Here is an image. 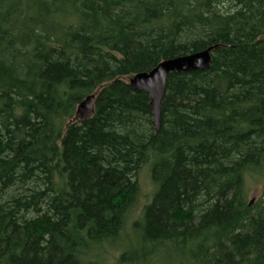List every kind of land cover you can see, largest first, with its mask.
Instances as JSON below:
<instances>
[{"label": "trees", "instance_id": "16d2710c", "mask_svg": "<svg viewBox=\"0 0 264 264\" xmlns=\"http://www.w3.org/2000/svg\"><path fill=\"white\" fill-rule=\"evenodd\" d=\"M212 46L209 69L169 75L156 130L128 78ZM152 159L137 264L164 248L264 264V194L246 198L264 175V0H0V264H94Z\"/></svg>", "mask_w": 264, "mask_h": 264}, {"label": "rangeland", "instance_id": "374dc122", "mask_svg": "<svg viewBox=\"0 0 264 264\" xmlns=\"http://www.w3.org/2000/svg\"><path fill=\"white\" fill-rule=\"evenodd\" d=\"M152 164L153 159L144 164L142 169L140 170L138 176L140 187L138 201L136 202V205L134 206L128 217L125 231L121 236V240H119V242L116 244L107 246L105 250H96L92 252V254L90 255V260H94V264H137L136 259H134L132 256L133 254L135 255L136 253H138V242L132 235V224L135 220L140 218L143 207L151 202L153 195L157 189L155 183L151 178ZM246 193L248 202L259 201L264 194V175H248L246 178ZM129 233L132 235V238H134L130 242L127 241V236L130 235ZM129 248L131 250V256H128L127 258L129 259V261H127V259L121 260V255L123 254V252L127 253V250ZM171 253L176 254V252H174L173 250ZM175 260H177V256H174V258L166 257V248H164L158 255L156 253L141 257L138 264H172L176 263Z\"/></svg>", "mask_w": 264, "mask_h": 264}, {"label": "water", "instance_id": "95a60500", "mask_svg": "<svg viewBox=\"0 0 264 264\" xmlns=\"http://www.w3.org/2000/svg\"><path fill=\"white\" fill-rule=\"evenodd\" d=\"M214 46L191 54L180 55L162 60L150 71H143L128 78L129 84L137 91H143L150 97L156 130L161 124L162 100L167 79L172 73L206 70L212 64ZM97 93L87 95L77 106L74 120H88L95 113ZM253 202V201H251Z\"/></svg>", "mask_w": 264, "mask_h": 264}]
</instances>
